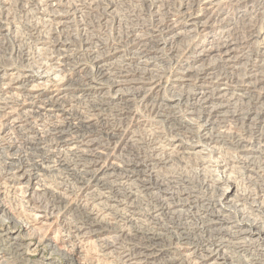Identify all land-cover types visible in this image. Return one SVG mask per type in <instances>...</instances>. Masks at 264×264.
<instances>
[{"label":"bare ground","instance_id":"6f19581e","mask_svg":"<svg viewBox=\"0 0 264 264\" xmlns=\"http://www.w3.org/2000/svg\"><path fill=\"white\" fill-rule=\"evenodd\" d=\"M29 1L36 2L34 12L29 9L28 5L31 3ZM199 1L201 0H180L179 3L175 4L173 0H148L147 5L156 28L149 29L146 27L141 32L134 28V34L132 31H127V36H132L129 42L135 43L142 57L145 58L138 62L139 65L142 64L141 67L134 68L140 71L134 77L133 73L135 70H127L128 64L124 65L119 62L121 64H115L117 65L116 67L125 66V69L120 68L117 71L119 79H115L118 75L114 73L115 68H112L110 57L96 55L94 58L100 68L101 80L113 77L110 87L115 88L112 95L102 94L101 98L96 100L80 80H68L51 85L48 83L49 80L58 78V73L68 65L72 58L74 59V55L71 53L74 50L71 49L70 43L65 39L63 41H57L56 39V42L52 39L53 43L50 44V38L57 37L55 35L56 32H51V30H56L59 27L61 31L65 32L70 27V19L64 13L66 9L62 10L59 3L60 0H0V6L6 12L9 11L10 7L15 6L18 11L24 12L26 16L30 13L31 18L34 20L30 27L36 34L34 36L31 34V37L34 38L31 47L28 45L29 43H23L22 40L18 39V29L15 23L9 28V26L3 25L4 22L0 21V219L7 218L15 222L16 218L19 219L17 217L19 215L24 220V225H22L24 232L26 228L32 227L31 229H42L41 233H44L43 231L47 230L51 225V223L47 222V214L41 208L37 209L35 213L27 212L23 205L24 202H21L17 196H23L27 199L26 202L32 201L33 197H35L34 195H37V190L42 189L40 190L42 193H48L50 196L66 200V196H63L64 193L56 191L53 189L54 187L50 189L51 186L48 183L50 188L46 184L44 186L45 181L42 177L47 172L49 173L51 168L54 169L53 166L57 165V163L63 162L65 164L64 159L69 154L76 156L79 160L85 159V164L78 162L75 165L80 164L81 170L86 175H89L86 188L93 187L95 190H92L96 191L99 189V185H107V182L110 181L108 183L112 187L115 186L121 190L126 185V182L130 181L126 185L127 191L126 187L123 188L125 189V194L121 196L129 201L126 208L131 214V220L136 215L135 201L139 200V198L136 199L140 196L139 193L152 196L156 198L155 201L159 200L156 201L158 202L157 205L154 206L152 204L153 209L151 208L152 211L148 213L150 216H147L149 218L148 222L155 226H151L152 228L147 226L143 231L146 235H151V237L167 238L174 244V251L181 260L191 259V261L187 262L188 264H203L204 260L207 261L209 257L213 259L209 264H250L246 255L242 256V254H239L241 255V260L238 261L239 258L235 260L234 249L236 247L233 244L237 242L230 241L235 240V237L228 234L227 229L229 227L238 228V234L247 239H252L256 236L261 246L260 250H258L260 253L257 259L261 262L264 261V201H257L255 195L250 197L240 192L238 181L231 175L233 172L232 168H235L234 164L238 163L240 164L239 168L243 170L241 172L242 177H240L242 181L243 179L249 181L248 175H244L246 172H253L260 182H264V91L257 90L258 81L264 77V74H262V72L264 73V54L261 52L263 57L260 59H257L256 53H253V56H255L253 59H249L246 56L249 59L248 62H250L248 65L251 66L250 73L248 75L243 73L240 76L234 70L242 65L244 48L241 42H217L221 44L220 47L216 46L217 51L221 52L219 57L222 58L223 56V60L230 63V71L225 69L208 71V66L206 67L208 51L213 50V48L208 47L206 49L204 40H201L202 42L195 44V46L192 45L194 46L192 49L194 55L192 57L188 56L189 59L187 58L188 60L183 65L181 64L175 69L171 81L169 80L170 82L167 83L163 81L164 79H161L163 71L161 72L160 69L162 68L156 69L158 73L152 74V70L155 68L154 57L162 59L163 57L159 56L162 49L166 48L169 56L174 58L178 53L175 46L183 39L184 35H191L193 31L201 32L204 30L206 34L210 32L209 24L206 28L205 13L199 14L194 9V3ZM252 1L253 14L258 12L264 14V0ZM145 2V0L142 1V4H145ZM202 2L204 3L203 0ZM94 4L96 6L98 2L96 1ZM116 10V3L113 0H108L100 18L104 21L112 13L117 12ZM204 10H207V8L205 7ZM178 13L186 16L183 23L177 20L178 17L176 16ZM138 15L134 14V17L128 15L127 20H133V18L134 20H144V17H138ZM248 19H253V16L248 17ZM229 20L232 21L233 19ZM40 22L44 25L42 30L39 26ZM158 30L164 31V37L156 38L157 36L159 37V35H156ZM145 31L148 32L145 33ZM224 31H226V28L221 32ZM262 31L264 32V29L258 30L259 37L264 34ZM39 34L41 37H39ZM93 37L95 39L93 43L86 40L84 44H89L90 47H93L92 53H95V47L99 45L98 42L101 45L102 40L100 41L95 34ZM5 40L8 42H4ZM236 52L238 53L236 54ZM148 55L152 56L148 57ZM146 69L149 74L148 78H145L142 74V72H147L145 71ZM212 75L214 79L209 78ZM167 85L172 88L178 86L180 91L182 89L186 91L171 93L169 96L160 94L161 90ZM125 86L136 90L133 92L134 90L126 88L128 91L121 93L120 90ZM91 87L95 91L105 92H102V87L97 86L96 83ZM133 95L138 99L140 106L146 108L149 113H154L150 123L139 119L136 115L137 113L132 109ZM84 97L93 101L91 108L97 111V115L105 124L107 136L113 143L111 149L98 148L96 146L95 134L93 133L97 129H94L95 125L91 123L89 113L84 115L81 109V102H83L82 99ZM84 99L86 100V98ZM238 103L240 104L238 105ZM253 104H256L257 107L253 106ZM83 106H85V102ZM179 107L184 108V116L180 114ZM195 119H200V122L203 121L202 124L200 123L199 130L198 126H195ZM233 121L241 125L248 123L253 128V135H247L248 138L238 133H234L233 136L228 135L224 129L228 122ZM161 125L168 127L169 138L163 137L158 131ZM134 127L136 129L146 128V130L148 128V130L150 129L153 132V138L150 142L144 143L143 141L145 148L141 149L146 154L142 156L143 152L140 150L141 154L138 150L134 153L132 159L119 160L115 156V152L126 151L125 147L130 145L128 144L129 142L132 144L130 146L133 149L137 144L139 146L143 144L135 136L137 130ZM196 131L202 133L198 135ZM210 131L214 132L213 135L210 134ZM13 134L15 135L13 137L14 141L11 143L5 142L3 138ZM95 139L97 138L95 137ZM232 139L234 140L233 142H231ZM210 144L213 145L210 146ZM139 146L136 148L140 149ZM223 148L226 150L222 151ZM11 149H14V151L10 155H5L4 150L9 151ZM130 149L128 152L131 154L132 150ZM228 150L239 151V156L241 157H222L221 153L225 154ZM163 152H165V156ZM139 153L141 158H139ZM161 153L164 157L160 156ZM212 155H217V158H220L219 161L214 160L216 161L215 169L218 171H216L217 174L214 176L208 173L211 170H209L211 168L209 166L212 164L209 165V163L210 161L213 162L210 159ZM18 157H21L23 161L15 167L13 158ZM174 161H178L180 164L183 163L184 167H187L186 170L193 172L196 177L198 176V179L199 175H201V187H203L205 192L211 189L213 191L216 190L218 195H214L217 198H212L213 195L210 194L212 196L206 199L208 204L203 203V201L198 203L201 198L199 196L200 189L198 191L192 190L191 183L193 181L188 178L189 176H186L189 171L182 177H171L168 174L171 179L166 175H162L159 178L156 168L169 167ZM183 164L181 165L183 166ZM212 165L214 166V163ZM67 166L69 165L67 164ZM199 171L200 173H198ZM38 186L41 188L39 187L40 189H38ZM196 186H199V184ZM259 188V191H264L262 187ZM88 192L90 193V191ZM38 194L40 195V193ZM173 194L177 196V200L170 202L171 199H174ZM9 195L13 196L15 200V207L12 205L13 208L8 201ZM101 195L103 194L101 193ZM66 198L68 199V197ZM100 198L102 196L97 195L95 200ZM222 199H225L224 205L221 203ZM109 200L112 206L121 204V200L118 198ZM11 201L13 200L11 199ZM247 203H249L248 206L245 205ZM209 204L214 207L219 205L221 212L231 211V209L237 211L244 218L242 220H246L248 228L242 227V225L237 224V220H232L224 216V214L209 213L205 208ZM184 210L191 212L189 216L198 225L197 227L195 225V228H193L194 225L192 226L193 231H190V228L184 224H178L176 219V222L172 221L173 215L181 214L182 216ZM250 214L254 216L252 215L253 217H251ZM163 215L167 216L169 220H167L168 218H161ZM95 216L97 217V215ZM96 219H94V222L98 221ZM19 221V223H22V220L19 219ZM124 222H130V220H125ZM212 226H220L224 229L218 233L219 236L217 238L214 237L215 239L212 243H207L202 236L199 237L197 235L200 234L197 232L208 231L210 230L209 227ZM39 230L37 231L36 229L37 232ZM94 232L91 235H94ZM54 235L45 233L41 238L51 247V250L52 248L58 250L65 256L66 264H71L73 261L78 263L81 250L77 253L67 252V247L65 248L62 243L64 240L59 242L55 238L58 235ZM231 243H233L232 246ZM73 246L75 247L74 244ZM27 248L28 244L23 240V236L19 231L16 229L5 230L0 233V264H9L11 254L17 257H24ZM254 256L255 254L252 256L255 259ZM38 264L56 263L41 259Z\"/></svg>","mask_w":264,"mask_h":264},{"label":"rangeland","instance_id":"374dc122","mask_svg":"<svg viewBox=\"0 0 264 264\" xmlns=\"http://www.w3.org/2000/svg\"><path fill=\"white\" fill-rule=\"evenodd\" d=\"M94 1L95 2L97 1L99 6H98V4L95 6ZM142 1H144V0H142ZM142 1H140V0H115L114 1L113 0V2L116 3V5H117V10H116L117 12H114L110 15V17H107L106 20H104L105 21V23H104V21L100 18V15H101V13H103L104 8L106 7L108 0H92V1L91 0H60L59 3L62 7V10L66 9V10H64V13L70 19V27L67 29L68 31L66 30L65 32L61 31V29L59 27L56 30L55 29L51 30V32H56L55 35L57 37L56 38H50V44L53 43L52 39L54 40V42H56V39H57V41H60V40L63 41L65 39L66 41H68L70 43L71 49L74 50V51H71V53H72V55H74L75 60L72 58V60L69 61L68 65H66L62 69V71L60 73H58V75H59V76H57L58 78L51 79L48 81V83L50 85L51 84H59L60 82H63V81L77 79V80H80L87 89H89L88 91L91 94H93V96L96 100H99L101 98L102 94L107 95V96L112 95L113 91L115 90V88L110 87L111 86L110 85L111 80L113 81V77L110 79H102L101 80L100 74H99L100 68L98 67V62L94 57L96 55H99L100 57H103V56L110 57V61L112 60L111 61L112 68L113 67L115 68L114 73L116 75H118V77H116L115 79H119V74L117 71L120 70V68L125 69L124 68L125 66L116 67L117 65H115V64H121L122 63V64L126 65V63H127L128 64L127 70H133L134 68L142 66V64L139 65L138 62H141L145 58L142 57L141 52H139V49L136 47L137 45L133 42L132 43L129 42V39L132 36H130V37L127 36V31H132L134 34L135 29H137L141 32L146 27L149 29H155L156 28L155 22L152 20L151 13L149 12L150 9L147 5L148 0H145L146 1L145 4H142ZM179 1L180 0H173V3L177 4V3H179ZM203 1H204V3L202 2V0L197 2V3H194V9L197 10V12L199 14L205 13L204 19L206 21V28L209 24L210 32L206 34V33H204V30L201 32L193 31V33L191 35H184L183 39L179 43H177V45L175 46V49L177 50L178 53L174 58L169 56L168 50L166 48L161 50V55L159 54V56L163 57L162 59L154 57V65H155L154 67L155 68H153L152 74L158 73V70H156V69L162 68V69H160L161 72L163 71V73L161 74L162 75L161 79H164L163 81H165L167 83L171 81L173 73L175 72V69H177L179 66H181V64L183 65L189 59V57H192L194 55L192 49L195 46V44L202 42L203 40L206 44V49L208 47L213 48V50L208 51V57H207V61H206V67L208 66V71H212V70L220 71L222 69L230 71V68H229L230 63L225 62L223 60V56H222V58L219 57V55H221V52L217 51V47H220L221 44L217 43V42H222V41L223 42L233 41L236 43L241 42V44L244 48L243 52H242V55H243L242 65L243 66L241 65V67H238L234 70V72L240 76L243 75V73H245V74L247 73V75L250 73L251 66L248 65L250 63V62H248V60L253 59L255 57V56H253L255 53L257 54V59H260L263 57L261 55V52H262V54H264V46H263V42H264L263 35L264 34L261 35L262 37L261 36L259 37L258 36V30L264 29V25H263L264 24V14L260 13V12L253 14V1L252 0H224V1L223 0H214V1L213 0H203ZM258 1H260V0H258ZM91 2H92V4H91ZM29 3H30L28 5L29 9L32 10L31 12H34V8H35L34 5L36 6V2L29 1ZM75 7L78 9H76ZM102 7H103V9H102ZM205 7L207 8V10H204ZM16 8L17 7L12 6V7H10L9 11L6 12L0 6V21L2 23L4 22L3 25L9 26V28L12 27V25L15 23V25L17 26V29H18L17 30L18 31V34H17L18 39L22 40L23 43L24 42L26 44L29 43L28 45L32 47L33 42H34V38L31 37L32 36L31 34H33V36L36 34L31 30L30 26H31L32 22H34V20H33V18H31L30 13H28V15L26 16L24 12L18 11V8L17 9ZM81 11H82V13H81ZM81 14H83V15L81 16ZM134 14H139L138 17H144V20H141V19H135L134 20V18H133V20H127L128 15H132L134 17ZM73 16H75V17H73ZM251 16H253V19H248V17H251ZM176 17H178L177 20L179 22H182V23L186 19V16L181 15V13H178ZM84 18L86 19V21ZM118 18L120 19L119 21H118ZM222 18H224V19H222ZM229 19H233L234 21L233 20L231 21ZM88 21H89V23H88ZM83 24H85V25H83ZM39 26L41 27L40 28L41 30L44 29L43 23L40 22ZM95 26H96V28H95ZM223 26H225V27H223ZM126 27H128V28H126ZM225 28H226V31L221 32ZM146 32H148V31H145V33ZM255 32H257V33H255ZM262 33H264V32L262 31ZM94 34L99 38L100 41L101 40L102 41H101V45H100V42H98L99 45H97L95 47V53H92V50L94 48L90 47L89 44L85 45L84 42L87 40L88 42L93 43L95 41V39L93 37ZM156 35H159V37L157 36L156 38L160 39V38L164 37V31L158 30ZM253 35L257 36L258 38L253 36ZM39 37H41V35ZM42 40H44V39H42ZM4 42L7 43L8 41L5 40ZM132 44L134 47L132 46ZM192 45H194V46H192ZM261 47H263L262 48L263 51L261 50ZM73 52H75V53H73ZM237 53L238 52H236V54ZM248 53H249V55H248ZM150 56H152V55H148V57H150ZM246 56L249 59H247ZM115 59H117L116 62H115ZM119 62H121V63H119ZM123 62H125V63H123ZM79 69H80V71H79ZM253 70H254V68H253ZM139 71L136 69L133 73V76L136 77ZM145 71H147V69ZM263 71H264V68H263ZM142 74L145 78L149 77L148 71L142 72ZM262 74H264V73L262 72ZM168 77H169V79H168ZM209 78L214 79V76L212 75ZM95 83L97 86L102 87V92H104V91L105 92L101 93V92L95 91L91 87ZM169 87H170L169 85H167V87L165 86L164 89L161 90L160 94H162L164 96H169V95H171V93L174 94L177 92L186 91L185 89H182L180 91L178 89L179 88L178 86H175V88H172V87L169 88ZM126 88L130 89L127 86H125L122 90H120V92L126 93L128 91ZM130 90H132V91L134 90L133 92H135L136 89L131 88ZM257 90L258 91H264V77L260 81H258ZM84 98H86V100ZM84 98L82 99L83 102H81V109L83 110L84 115H87L89 113V116L91 118L90 121H91V123H93L95 125L96 128L94 127V129L95 130L97 129L93 133V134H95L94 140H95L96 146L98 148L99 147H105V148L111 149L113 146V143H112V140L109 138V136H107L108 133L106 132L107 130H106V127L104 126L105 124H103L102 119L97 115V111L95 109L91 108L93 101L90 100V98H87V97H84ZM132 101H133V103H132L133 108L132 109L134 110L135 113H137L136 114L137 117H139V119H141L143 121L150 123L154 117V113H149L146 108L140 106V104L138 103V99L136 97H134V95L132 97ZM84 102H85V106H83ZM239 104L240 103H238V105ZM253 106L257 107L256 104H253ZM179 108H180V114L182 116H184V113H183L184 108L183 107H179ZM89 109H90V111H89ZM85 111H87V112H85ZM200 123L202 124L203 121L200 122V119H195V126L196 127L198 126V130H199V127L201 126ZM227 124H229V125H227ZM227 124H226V127L224 130H225V132H227L228 135L233 136L234 133L241 134L245 137H247V135H251V134L253 135V128H251V126L248 123L241 125L240 123L233 121V122H228ZM106 126H108V125H106ZM103 128H105V129H103ZM134 128H135V130H137L135 132V136L138 137L142 143H143V141H144V143L150 142V140L153 138V132H151L150 129L148 130V128H147V130H148L147 131L146 128H143V129H141V128L136 129V127H134ZM134 128H133V130H134ZM98 131H100V132H98ZM158 131L160 132V134L163 137H166V138L170 137L169 129H168V127H166V125H161V127ZM196 132L198 133V135H200L202 133L200 131H196ZM196 132H195V134H197ZM213 133L214 132L210 131V134L213 135ZM14 136H15L14 134L12 136L7 135L3 139L5 140V142L11 143L12 141H14V139H13ZM95 137L97 139H95ZM142 139H144V140H142ZM233 141L234 140L232 139L231 142H233ZM144 143L141 144L142 146L141 145L139 146V144L136 145V147L139 146L140 149H138L136 147H134V149H133V148H131L132 144L129 142L128 144H130L131 146L126 145L128 148L124 146L126 148V151H123L121 153L115 152V156L119 160H123V161L130 160L134 157V153L138 150H139L138 152H140L141 154L143 152V154H142V156H143L144 154H146L144 152V150L141 149L145 146ZM211 145H213V144H210V146ZM129 149L132 150L131 154L128 152ZM225 150H226L225 148L222 149V151H225ZM13 151H14V149H11L9 151L4 150V153H5V155H10L11 152H13ZM233 151L228 150L227 153H225V154L221 153V156L222 157L223 156H228V157L236 156V158L241 157V156H239L240 155L239 151H234V152ZM238 152H239V154H238ZM140 153H139V155H140L139 158H141ZM164 153L165 152H163V155L165 156ZM148 154H150V152H148ZM163 155L161 153L160 156H163ZM66 157L67 158H65V159L63 158L65 164H63V162H61V163H57V165L53 166L54 169L51 168L50 172L49 173L47 172L42 177V179H44V181L46 183L41 179V181L44 182V184L43 183H39V184H43L44 186H45V184L47 186L49 184L51 186V188H50V186H48L50 189H52L54 187L53 189H55L56 191L64 193L63 196L65 195L66 197H68V199L65 196L64 197L66 200L56 198L55 196L54 197L50 196L48 193H42L40 191V190H42V189H40L41 188L40 186H38V189H40V190H37L38 191L37 195L35 194L34 195L35 197H33V200H32L33 202L32 201L26 202L27 199H25L23 196L22 197L17 196L21 200V202L22 201L24 202L23 205H24L25 209L27 210V212L35 213V211L37 209L41 208V210H43L44 213L47 214L46 215L48 218L47 222L51 223V225L49 228H47V230L43 231L44 233H41L42 229L39 230V228H36L37 231L39 230V232H37L36 229H31L32 227L31 228L29 227L30 229L26 228L25 232H24V227L22 226V225H24L23 224L24 220H23V217L19 216V215H17V217L20 220H22V223H19L20 221L17 218L15 219V222L14 221L12 222V219L11 220L7 219V218L0 219V220H2L0 222V233L4 232L5 230L16 229L17 231L20 232V234H22L23 240L28 244V248H27L28 250L27 249L25 250V256L24 257H17L16 255L11 254V258L9 259L10 260L9 264H38L39 260H41V259H45L48 261L50 260L51 262L53 261L56 264H66L67 260H66L65 256L63 254H61L58 250H54L53 248L51 250V247L41 238V236L45 233L48 235H52V234L53 235L55 234L56 236L58 235L55 238L59 242H62L64 240L62 243H63L65 248L67 247L66 248L67 252L72 251L74 253L75 252L77 253L79 250L82 251V252L80 251L79 262L76 263L73 261L71 264H188L187 262L191 261V259H187V260L182 259L181 260L179 255L177 253H175V251H174V244L171 243L167 238H165V237H162V238L151 237V235L148 234L149 235L148 236L144 233L143 229L145 227L148 226V228H149L151 226H153V227L155 226L154 224L148 222L149 218L147 216H150V215H148V213L152 211L153 205L155 206L158 204V202H156V201H159V200L155 201L156 198L149 196V195H143L142 193H139V195L141 197L140 196L137 197L136 199L139 198V200L135 201L136 204L134 203L135 207H136V210H135L136 215L132 219V220H134V219L135 220L132 221L130 219L131 214L128 212V210L126 208L129 201L124 199V197H123L125 194V191H124L125 189H123V188L126 187V191H127L126 185L130 181H127L126 185H124V187L121 188L122 191L120 189L116 188L115 186L112 187V185L109 184L110 181H108L109 183L107 182V185L109 187L106 184L105 185H99V189L96 191H93L92 189L95 190V188H93V187L92 188H86L87 183H88V179H89V177H88L89 175H86L83 172V170H81L80 164H85L86 163L85 159L79 160L76 156L69 155V154ZM216 158H217V155H212L210 157V159H212L213 162L210 161L209 165L211 163L212 164L214 163V166L212 164L209 166V167H211V168H209V170L211 169L212 171L210 170L211 172L208 171V173L212 176L216 175L218 172L215 169L216 168V165H215L216 161H214V160L219 161L220 158H217V159ZM13 159H14L13 164H15V167H16V165H19V163L21 161H23V159L21 157L13 158ZM78 162L80 163L79 164L80 166L75 165ZM176 162H178V161L172 162L173 164L171 163L172 166L170 165L169 166L170 168L169 167H164V168L163 167H159V168L157 167L156 170L158 171L159 178H161L162 175H166L170 179L173 176H176V177L185 176L186 172L189 170H186L187 167H184L183 163H181V164H183V166H182L180 164V162H178V163H176ZM67 164L69 166H67ZM234 165H235V168H232L233 172L231 175H233L235 180L238 181V183H239L238 187L240 189L239 191L246 194V195H249L250 197L255 195L257 197V199H256L257 201H261V200L264 201V191H259L260 190L259 187H262V189L264 190V182H260L259 178H256L255 177L256 175L253 174V172H250V173L246 172L244 176L248 175L249 181H247V179H243V181H242V178H240V177H242L241 172L243 170L241 168H239L240 164L236 163ZM190 172L191 171L187 172L188 175L186 174V176H189L188 178H190V180L192 179L191 181L194 182V183L193 182L191 183V186L193 188L192 190L198 191L200 189L199 190V192H200L199 196L201 198H200V201L198 203L203 201V203L208 204V200H206V199H209L212 195H213L212 198H217V196L214 195V194L218 193L216 190H214L215 191L214 192L211 189V190H207L205 192L203 187H201V185H200L201 175H199V179H198V176L196 177V175H194L193 172H191V173ZM198 173H200V171ZM168 174L171 177H169ZM239 175H241V176H239ZM198 184L201 188L199 186H196ZM110 185L112 188L110 187ZM259 185H262V186H259ZM101 187H103V188L101 189ZM88 191H90V193ZM123 191H124V193H123ZM38 193H40V195ZM101 193L103 195H101ZM210 194H212V195L210 196ZM97 195L102 196V198L95 200ZM121 195H123V196H121ZM174 195L175 194H173L174 199H171L170 202H172V201L174 202L177 200V196H174ZM9 197H8V201L11 203L10 205L13 208V206L15 207L14 197L10 196V195H9ZM113 198H116V199L118 198L119 200H121L120 201L121 206L120 205L112 206L111 201L109 199H113ZM11 199L13 201H11ZM24 199H25V201H24ZM56 200H60V201L57 202ZM91 200H92V202H91ZM224 201H225V199L221 200V203L223 205H224V203H223ZM98 202H100V203H98ZM69 204L72 206H70ZM248 204L249 203H247L245 205L248 206ZM205 208L208 210L209 213L224 214V216H226L232 220L233 219L235 221L237 220L236 221L237 224L242 225V227L248 228L246 226V220H242L244 218H242V216L237 211H235L233 209H231V211L228 210L226 212H221L219 205L214 207L211 204L206 205ZM186 210H184L182 212V216H181V214L173 215L174 217L172 216V221L174 220L173 222H176V220H177L178 224H181V225L184 224L185 226L190 228V231H193L192 226L194 225L193 228H195V225H196V227L198 225H197V223H194V219H192L191 216H189L191 214V212L186 211ZM49 214H51V215H49ZM253 214H250V216L253 217L254 216ZM95 215H97V217ZM102 215H104V216L102 217ZM121 216H122V218H121ZM118 218H120V219H118ZM161 218L167 219L168 217L163 215ZM94 219H96V221L97 220L98 221L94 222L95 221ZM99 219H101L103 221H101ZM17 220H18V222H17ZM125 220H130V222L125 223L124 222ZM167 220H169V218ZM31 223H34V222H31ZM52 223H53V225H52ZM186 224H189V225H186ZM219 227L220 226L209 227L210 230L212 229L211 231L208 230V231H203V232H197V233H200L197 235L199 237L202 236L204 241H206L207 243H212L213 240L219 236L218 233L222 229H224L223 227H220V228ZM52 229L53 230L55 229L54 232L55 231L56 232L54 233ZM76 230H78V231H76ZM227 230H228V234L235 237V240H230V241H232V242L236 241L237 242L236 244L231 243V246L233 244V245H235L234 247H236L234 249L235 254L233 253L236 256V257L234 256L235 260H237L239 258L238 261H240L241 255H239V254H242V256L246 255V258H247V260H249L250 264H260V263L263 264L264 261L261 262L260 260L257 259V256L260 253V251L258 252V250H260L259 248L261 246L259 245V240L256 236H254L252 239L250 238L251 239L250 240V239H247L246 237H242V235H239L238 234V228L229 227ZM92 231L93 232L95 231L94 235H91V234H93ZM87 236H90V237H87ZM101 240H103V241H101ZM238 242H240V243H238ZM73 244L75 245V247L73 246ZM78 245H79V247H78ZM69 247H71L70 250H68ZM73 250H75V251H73ZM242 250H244V251H242ZM253 254H255V256H254L255 259L252 257ZM176 256H177V258H176ZM63 257H64V259H63ZM210 258L211 257H209L207 259V261L204 260L203 264L211 263L213 261V259H210Z\"/></svg>","mask_w":264,"mask_h":264}]
</instances>
